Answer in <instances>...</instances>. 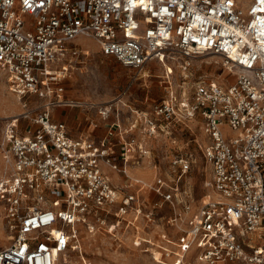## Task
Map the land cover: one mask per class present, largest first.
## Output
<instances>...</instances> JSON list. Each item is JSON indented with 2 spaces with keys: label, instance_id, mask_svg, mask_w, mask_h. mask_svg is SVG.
<instances>
[{
  "label": "built area",
  "instance_id": "2783aa9c",
  "mask_svg": "<svg viewBox=\"0 0 264 264\" xmlns=\"http://www.w3.org/2000/svg\"><path fill=\"white\" fill-rule=\"evenodd\" d=\"M80 38L129 70L163 65L166 98L122 133L70 136L51 112L78 104L64 99L62 81L87 54ZM208 55L234 82L173 88L174 67L185 79L191 62ZM0 74L23 108L36 103L2 133L0 207L10 236L0 264H57L79 249L84 229L117 240L129 226L158 264H264V0H0ZM198 120L212 193L199 207L192 156L176 155L165 169L148 146L172 123ZM115 136L119 162L111 159ZM143 159L149 181L117 186L103 171L126 175Z\"/></svg>",
  "mask_w": 264,
  "mask_h": 264
},
{
  "label": "rangeland",
  "instance_id": "374dc122",
  "mask_svg": "<svg viewBox=\"0 0 264 264\" xmlns=\"http://www.w3.org/2000/svg\"><path fill=\"white\" fill-rule=\"evenodd\" d=\"M78 41L82 51L87 54L80 57L77 69L62 81L65 100L93 103L101 108L110 106L112 107L110 115L119 114L122 117L121 114H124L130 117L134 111L137 113L150 111L154 104L166 98L167 82L163 76L164 66L160 63L151 62L142 72L129 70L114 58L104 56L94 41L90 39ZM188 71L187 78L184 79L179 70L173 68L169 82L174 89L178 90L185 82V87L189 90L191 83L199 78L213 79L224 84L235 80V76L222 68L220 59L210 55L194 59ZM143 72H146L147 76H141ZM35 105L36 103H32L23 108L17 97L9 91L5 78L0 74V142L7 120L23 113L34 114ZM20 121L25 125L26 121ZM168 130L169 135H159L157 139L148 143L151 156L165 169L170 159L176 155L185 153L192 156L194 164L189 178L194 205L199 207L208 200L209 195H212L208 187L211 171L204 161L201 150L207 143L201 122L198 120V123L195 121L186 124L172 123ZM3 159L0 150V176L6 171ZM139 228H143V225L140 224ZM117 232L119 234L115 240L111 235L102 232L92 236L84 229L79 239V249L67 251L57 264H158L150 253L154 250L145 251L150 248L147 243L135 245V230L132 226L124 233L123 229ZM141 232L140 235L146 238L147 236ZM144 232L149 231L145 229ZM9 236L10 232L6 230L0 207V249L9 244ZM191 263L196 264V261L192 258Z\"/></svg>",
  "mask_w": 264,
  "mask_h": 264
},
{
  "label": "crops",
  "instance_id": "0c3cea01",
  "mask_svg": "<svg viewBox=\"0 0 264 264\" xmlns=\"http://www.w3.org/2000/svg\"><path fill=\"white\" fill-rule=\"evenodd\" d=\"M79 42V41H78ZM76 105L61 104L53 108L51 117L55 121H59L65 124L67 132L72 137H89L96 141L107 137V133H122L131 127L132 123L136 119L137 111H134L130 117H126L124 114L110 115V106L101 108L97 104H85L80 102ZM105 109L108 111L106 116H101L99 111ZM132 133H139V130H133ZM112 143H114V152L112 160L119 162V154L121 151L122 141L118 136L113 137ZM104 173L109 177L110 181L114 185L130 184L134 179H140L143 181H149L152 178V171L145 166V160L142 161V166H131L126 175L119 174L112 171L108 167H103ZM153 199L155 195H151Z\"/></svg>",
  "mask_w": 264,
  "mask_h": 264
},
{
  "label": "bare ground",
  "instance_id": "6f19581e",
  "mask_svg": "<svg viewBox=\"0 0 264 264\" xmlns=\"http://www.w3.org/2000/svg\"><path fill=\"white\" fill-rule=\"evenodd\" d=\"M81 39V38H80ZM213 57V56H212ZM141 76H147L146 75V72H143L142 74H141ZM4 157V156H3ZM3 165H4V167L5 168H7V165H6V162H5V159H3ZM212 194V193H211Z\"/></svg>",
  "mask_w": 264,
  "mask_h": 264
}]
</instances>
